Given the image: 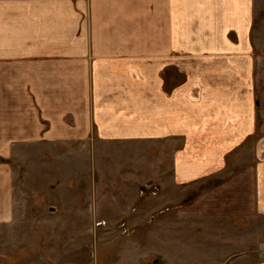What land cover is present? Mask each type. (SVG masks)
Instances as JSON below:
<instances>
[{
    "label": "crops",
    "instance_id": "1",
    "mask_svg": "<svg viewBox=\"0 0 264 264\" xmlns=\"http://www.w3.org/2000/svg\"><path fill=\"white\" fill-rule=\"evenodd\" d=\"M256 15L255 0H0V225L24 216L9 161L29 146L48 151L52 162L35 167L46 177L70 174L75 144H182L170 157V197L233 174L224 161L240 145L253 168L166 218L185 231L192 215L206 235L202 217L225 208L226 239L243 248L229 263L264 264Z\"/></svg>",
    "mask_w": 264,
    "mask_h": 264
},
{
    "label": "rangeland",
    "instance_id": "2",
    "mask_svg": "<svg viewBox=\"0 0 264 264\" xmlns=\"http://www.w3.org/2000/svg\"><path fill=\"white\" fill-rule=\"evenodd\" d=\"M255 11L251 54L257 88L263 91L264 0H255ZM252 140L247 144L251 153L257 149ZM181 146L163 141L75 144L68 171L72 175L53 169L54 174L46 172V177L35 172L48 162L45 157L52 160L46 149L27 147L25 160L14 154L9 162L17 172V187L25 190L24 216L0 225V264H230L232 254L243 248L226 239L225 229L230 227L225 208L202 217L206 235L196 233L191 214L185 231L182 223L166 217L191 209L200 190L236 178L238 170L249 164L253 168L256 161L251 155L238 158L239 145L224 161L233 174L213 183L209 178L195 192H190L191 186L188 193L177 191L167 197L173 191L170 157ZM215 224L218 236H212Z\"/></svg>",
    "mask_w": 264,
    "mask_h": 264
}]
</instances>
